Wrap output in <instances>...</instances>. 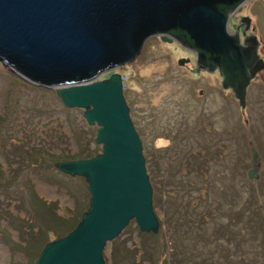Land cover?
Here are the masks:
<instances>
[{
	"label": "rangeland",
	"instance_id": "rangeland-1",
	"mask_svg": "<svg viewBox=\"0 0 264 264\" xmlns=\"http://www.w3.org/2000/svg\"><path fill=\"white\" fill-rule=\"evenodd\" d=\"M258 35L264 56V33ZM178 59L189 62L179 66ZM190 60L178 44L151 36L131 62L110 71L122 78L146 174L155 164L149 184L159 226L156 234L140 233L129 221L104 247V264H173L175 251L188 257L184 264H206L216 244L226 259L209 264H241L244 251L247 264H260L252 250L264 255L260 227L246 223L252 250H242L232 230L245 220L233 214L251 199L264 206V76L249 84L240 108L218 74L198 72ZM95 129L53 89L18 79L0 62V264H34L43 244L64 235L85 210L83 179L52 164L76 160L85 149L99 152ZM252 167L255 180L245 175Z\"/></svg>",
	"mask_w": 264,
	"mask_h": 264
},
{
	"label": "water",
	"instance_id": "water-1",
	"mask_svg": "<svg viewBox=\"0 0 264 264\" xmlns=\"http://www.w3.org/2000/svg\"><path fill=\"white\" fill-rule=\"evenodd\" d=\"M242 0H0V62L29 84L51 88L65 108L81 110L95 125L99 152L87 159L56 161L53 168L81 177L87 206L65 235L47 241L34 264H104L103 249L129 221L156 234L151 187L138 135L122 95V78L111 72L131 62L143 42L174 38L195 53L198 68L218 67L221 87H231L240 108L243 86L262 66L255 42L225 30V14ZM179 64L182 62L178 61ZM254 165L257 153L249 149ZM256 167L246 172L257 179Z\"/></svg>",
	"mask_w": 264,
	"mask_h": 264
},
{
	"label": "flooded vegetation",
	"instance_id": "flooded-vegetation-1",
	"mask_svg": "<svg viewBox=\"0 0 264 264\" xmlns=\"http://www.w3.org/2000/svg\"><path fill=\"white\" fill-rule=\"evenodd\" d=\"M225 30L230 35L235 33L236 42L239 47H245V44L243 42L244 38L252 37L255 42V46L253 49V55L257 60L261 61L262 63V66L254 70L253 75L247 78V82L243 86V95L245 96V93H246L247 88L249 87V84L253 82L254 80L255 81L259 80L261 73L264 76V56H262L263 49L261 48L262 47V42L260 39L261 35L260 36L258 35L259 32L264 33V0H242L240 3L236 4L231 9H229L225 14ZM157 38L159 41H161L159 37ZM167 38L169 39V41H161V42L168 43V44H172V43L178 44L180 47L186 49L188 52L191 53L192 61L190 60V62L193 64V67H194L192 69H195L196 71L202 72V73H207V72L216 73L220 76V81H222L223 73L218 67L214 66L210 70H206V68L196 67L194 51H192L191 49L185 48L172 37H167ZM178 61L182 62V64H179ZM188 62L189 61L187 59L176 60V64L179 66H182ZM110 73H108V75ZM107 76L103 78H106ZM259 82H262L263 84L264 78L260 79ZM220 86H221V82H220ZM223 89L230 90L232 93L230 86H227ZM199 93L200 92H198V94ZM243 102H244V97H243Z\"/></svg>",
	"mask_w": 264,
	"mask_h": 264
},
{
	"label": "trees",
	"instance_id": "trees-1",
	"mask_svg": "<svg viewBox=\"0 0 264 264\" xmlns=\"http://www.w3.org/2000/svg\"><path fill=\"white\" fill-rule=\"evenodd\" d=\"M97 153V150H94V149H85L84 151H83V153H81V154H83V155H81V156H78V157H74V158H78V159H87V158H89V157H92L93 155H95ZM143 158H144V156H143ZM72 160V159H71ZM146 160H145V158H144V162H145ZM147 162V161H146ZM154 164V163H153ZM155 165V164H154ZM152 166V165H148L147 167H146V171H148V173H147V177H148V181H149V179H152V176H154L153 175V170L155 169V166ZM152 189H154V188H152ZM34 200H36L37 202H38V200L37 199H34ZM252 201H253V204H246L244 207H241L238 211H236L234 214H233V216H235V217H237V218H244L245 220H242V221H240L232 230H234V234H233V236H235V237H238L239 236V238L241 239V246H243L241 249L243 250H245V248H249V246L251 247L250 249L252 250V249H255V248H257L256 247V245H255V239L253 238L252 239V241L250 242V244H248L247 243V237L246 236H248V231H247V229H249L248 227H247V225H246V223L247 222H249V221H252L253 222V224H256L257 225V227H260V229H261V231H262V233H263V239H262V244H264V206L261 204V203H259L258 201L256 202V199H251ZM40 203V202H39ZM154 204H155V202H154ZM35 205H36V203H35ZM37 206V205H36ZM40 206H42L41 205V203H40ZM245 215V216H244ZM79 216V215H78ZM250 218V220H248ZM78 219H79V217H78ZM78 219L76 220V222L78 221ZM246 219L248 220V221H246ZM76 222L74 223V225L76 224ZM257 222H258V224H257ZM74 225H72V227L68 230V231H70L73 227H74ZM158 226H159V224H158ZM67 231V232H68ZM66 232V233H67ZM65 233V234H66ZM64 234V235H65ZM142 235H144V234H142ZM63 236V235H62ZM58 237H61V235H58V236H55V238H58ZM54 238V239H55ZM211 241H213V239L211 240ZM216 245H218V246H220V247H222L220 244H216ZM259 245H261V242L259 243ZM247 246V247H246ZM220 247H218V248H216V247H214V248H210L209 250H208V252L206 253V255H205V259L207 260V263L206 264H209L210 262H211V260L213 259V260H215L216 261V263H218V259L220 258V257H222V259L224 258V259H226V255L224 256V251L225 250H223V248H220ZM253 251V253H251V257H252V259H253V261L255 262V263H260V264H264V255L263 254H261L259 251H258V249H255V250H252ZM179 252V251H178ZM181 252H179V253H177L176 251H175V255H174V261H173V264H179V263H182V264H184V263H186V259H188V257L185 255H182V254H180ZM240 255L238 256V258L240 257L241 258V260H240V262H241V264H247L246 262V260L244 259V257H245V251L244 252H241V253H239ZM187 255H189V253H187ZM191 256V258H193L192 257V255H190ZM237 258V257H236ZM224 261V260H223ZM191 263H193L194 264V262H191Z\"/></svg>",
	"mask_w": 264,
	"mask_h": 264
}]
</instances>
